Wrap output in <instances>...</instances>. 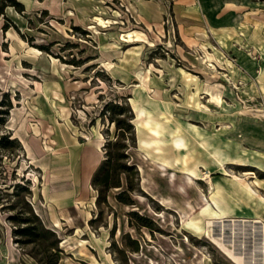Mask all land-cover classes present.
Here are the masks:
<instances>
[{
    "label": "rangeland",
    "instance_id": "rangeland-1",
    "mask_svg": "<svg viewBox=\"0 0 264 264\" xmlns=\"http://www.w3.org/2000/svg\"><path fill=\"white\" fill-rule=\"evenodd\" d=\"M19 1L0 14V264L52 257L13 235L33 214L57 264H264V0ZM116 138L132 203L124 173L97 201L85 170Z\"/></svg>",
    "mask_w": 264,
    "mask_h": 264
},
{
    "label": "trees",
    "instance_id": "trees-1",
    "mask_svg": "<svg viewBox=\"0 0 264 264\" xmlns=\"http://www.w3.org/2000/svg\"><path fill=\"white\" fill-rule=\"evenodd\" d=\"M5 5H13L18 9H22V3L19 0H0V14L3 12V7ZM106 107L111 108L113 113H119L115 109H124V103H110L107 102L105 104ZM115 120L118 127H121V120L120 118H112ZM110 143V141L108 142ZM113 144H105V154L104 157L99 162L97 168L95 169L92 177L91 183L92 185L98 190L97 194V201L101 199L104 200V196L102 195L105 193L112 186H120V173L125 174L126 178V188L117 192L116 198L126 202L132 203L131 197H129V193L133 188L130 182V178L128 176L127 170L134 167V164L128 163L127 152L125 151L126 144H119L121 143L117 138L112 142ZM137 173V172H136ZM116 177V178H115ZM126 195V197H124ZM128 195V196H127ZM129 217L133 214L138 216V220L136 222H132L129 220L130 224H134L135 226H147L152 229L147 216L144 214H137L135 210L128 211ZM15 215H13V218ZM34 220L30 224H26L23 226H17L13 229V235L17 242L24 243V242H37L42 241L43 249L45 251H50L52 257L49 260H41L40 263L46 264H57L59 259V247H58V236L56 235L55 230L47 227L41 219L36 215L33 214ZM50 236L54 237L52 240H49ZM27 237V239L21 238ZM130 241H132L135 245L129 246L131 250H138L139 244L136 238H131L128 235Z\"/></svg>",
    "mask_w": 264,
    "mask_h": 264
},
{
    "label": "bare ground",
    "instance_id": "bare-ground-1",
    "mask_svg": "<svg viewBox=\"0 0 264 264\" xmlns=\"http://www.w3.org/2000/svg\"><path fill=\"white\" fill-rule=\"evenodd\" d=\"M223 43V41L221 42ZM248 185V184H247ZM219 246L223 249V251L228 255L229 258H231L234 262H241L240 257L236 255L234 251L226 247L222 242L217 241Z\"/></svg>",
    "mask_w": 264,
    "mask_h": 264
},
{
    "label": "crops",
    "instance_id": "crops-1",
    "mask_svg": "<svg viewBox=\"0 0 264 264\" xmlns=\"http://www.w3.org/2000/svg\"><path fill=\"white\" fill-rule=\"evenodd\" d=\"M227 3L229 4V2H227ZM86 158L87 159L85 160L86 161L85 170L88 171V165L89 164H92V165L98 164L101 157H100V154H99L98 149H97L95 156H93L92 158H88V157H86ZM88 179H89V174L86 175V181H88Z\"/></svg>",
    "mask_w": 264,
    "mask_h": 264
}]
</instances>
